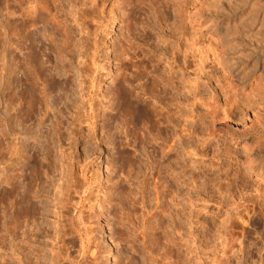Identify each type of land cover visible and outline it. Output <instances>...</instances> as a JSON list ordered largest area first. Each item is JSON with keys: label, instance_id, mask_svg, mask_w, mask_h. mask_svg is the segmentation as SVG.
I'll list each match as a JSON object with an SVG mask.
<instances>
[{"label": "rangeland", "instance_id": "374dc122", "mask_svg": "<svg viewBox=\"0 0 264 264\" xmlns=\"http://www.w3.org/2000/svg\"><path fill=\"white\" fill-rule=\"evenodd\" d=\"M121 42L134 47L123 56L126 61L117 48ZM231 45L244 54L247 64L252 59L247 54L253 61L264 54V0H106L104 5L103 0H0V181L10 182L0 184V264H87L94 249L100 250L103 264L128 261L131 254L135 264H150L151 259L165 264L163 243L159 241L153 252L142 227L145 211L155 209L154 186H160V178L152 168L151 149L144 150L127 107L115 95L118 85L120 93L160 111V121L170 114L171 123L160 122L158 127L172 144L169 155L179 157L171 177L180 172L177 161L183 164L185 157L192 168L188 166L189 188L184 192L193 195L188 200L197 208L209 205L197 226L185 225L188 250L195 249L189 252L188 264H213L210 259L230 230L242 237L244 251H227L233 258L225 264H264V200L257 197L256 175H250L248 190L238 187V169L248 164V152L227 141L229 134H247L252 151L264 139L258 121L264 119V72L257 68L241 91H253L256 105L249 107L247 95L231 78L226 58ZM163 71L175 79L167 95L156 89ZM235 95L239 101L233 103ZM185 124L189 133L184 138ZM118 143L133 156V166H114ZM71 162L73 188L84 185L83 194L77 188L66 190L72 182ZM245 191L241 201L249 204L250 221L236 220L231 226L225 221L229 205ZM67 193L74 201L80 199L78 204L68 201ZM27 196L33 207L39 205L35 214L27 213V203L20 205ZM223 198L230 204H219ZM81 211L92 228V239L84 236L91 241L87 248L70 219ZM214 212L220 232L216 227L211 231L217 239L212 237L209 249L201 241L202 232ZM257 218L261 221L256 228L252 222ZM179 223L177 219L174 226ZM117 231L129 236V243L121 241ZM176 231L170 230L171 235H178ZM204 248L214 251H204L210 259L196 254ZM175 260L169 264H177Z\"/></svg>", "mask_w": 264, "mask_h": 264}, {"label": "bare ground", "instance_id": "6f19581e", "mask_svg": "<svg viewBox=\"0 0 264 264\" xmlns=\"http://www.w3.org/2000/svg\"><path fill=\"white\" fill-rule=\"evenodd\" d=\"M105 1L106 0H103V5H104V3H105ZM133 5H135V3L133 2H130V6H133ZM101 9L99 10V12H98V15H99V13H101ZM125 29L126 30H128V32H130V25L129 24H126L125 25ZM129 35V34H128ZM126 38V37H125ZM127 39V38H126ZM126 42H128V41H126ZM124 43V42H121L120 44H119V46L117 47L118 49H119V51H120V59H122V60H124V61H126V58L127 57H123V56H125V55H129L130 54V51L134 48L133 46H132V44L131 43ZM165 42V41H164ZM227 55H226V58H228V61L230 62V64H229V70L231 71V73L230 74H232V77L231 78H233V80H235V84H236V86L238 87V86H240V87H238V88H240L241 90H240V92L242 91V89H244V88H246L247 87V85L251 82V80H252V78H254V75H255V73H256V70H257V68L259 69V70H262L263 72H264V54L263 53H261L260 55H259V58H257V60L256 61H253V57L252 56H250V54H247L245 57L248 59V57L249 58H252V59H250V60H248L249 61V64H247V62L246 63H244V61L245 60H243L244 59V54H242V53H239V51L237 50V47H234L233 45H231V46H229V48H228V53H226ZM252 55V54H251ZM250 65H252V66H250ZM168 66V65H167ZM165 70H168V69H166L165 68ZM229 71V72H230ZM166 72V73H165ZM163 73H165L164 74V76L162 77V81H160L159 83H157V85H156V89H161V91H164L165 92V94L167 95L168 93H169V91H170V87L169 86H171V84H172V82L174 83V77H173V74H171L170 73V71L167 73V71H163ZM170 73V74H169ZM163 79H164V81H166V83H164V81H163ZM169 83H171V84H169ZM182 83V82H181ZM233 83H234V81H233ZM168 84V85H167ZM185 85V84H184ZM187 85V84H186ZM190 86V85H189ZM57 87V86H56ZM59 87V86H58ZM168 88H169V91H168ZM185 88V91H186V87H184ZM188 88V87H187ZM260 88H262V87H259V90H260V92H261V89ZM189 89V88H188ZM116 93H115V95L118 97V100L119 101H121V100H123V104H125V107H127V111H128V114H130V116H131V118H132V120H131V123L134 125V127H135V129H137L138 131H139V134L141 135V143L143 144L142 146L144 147V150H147V151H149L150 149V154H151V158H152V168L154 167V168H156V173L158 174V177L160 178V186L159 187H157L156 186V184H155V186H154V188L156 189L155 191H156V197H155V199H156V206H155V209H149V210H147V211H145L146 212V214H144L145 216L143 217V221H144V225L142 226L143 227V229H144V234H146V236L148 237V241H149V245H150V248L152 249V251L154 250V247L159 243V241L161 242V243H163V245H164V252H163V256H161L162 257V259L164 260L163 262L165 263V264H169V262L171 263V258H173L174 260L176 259L177 261H178V263L179 264H188V263H190L189 261H190V258L191 257H189V252L191 251V250H188V247H189V249H190V246H189V244H188V240H189V238L187 239V236H188V232H186L185 230V228H186V223L187 222H189L190 223V226L191 227H193V226H197V224H199L200 223V219H199V217L202 215V212H204L203 210H205L206 208H207V206L209 207V205H203V207L202 208H197L196 207V204L194 203L193 204V202H190L189 200L192 198V196H187V193L186 192H184L185 191V189H186V187H187V185H188V182L190 181L188 178V172H190V171H188L189 169H188V166L190 165H188V164H186V162H185V157H183L182 158V161H183V164L181 163L180 164V162L179 161H177L178 163H179V165H177V166H179L180 167V169L181 170H179L180 172H178L177 171V173H178V176H176V174L177 173H175V177H174V179H172V172L174 171L175 172V168L176 167H174L173 165H174V160H176V158L179 160V157H176V158H174L173 159V157L174 156H171V155H169V151H171L170 149H172V144L170 143L169 144V140H167V139H169V138H166L167 137V133L165 134L166 136H164V133L162 134V132L164 131L163 129V131H161V129L158 127V124H160V122H162V123H165V121L167 122L168 121V124L169 123H171V122H169L170 121V114L168 115L167 114V116L166 115H164V113H163V115L164 116H166L165 117V120H162V121H160L161 120V118H159L160 116L159 115H162V114H159L160 113V111H154L153 109H151L150 110V107L148 106V108H147V106H145L144 104L143 105H140V103L139 102H137V101H134L132 98H131V96H127L126 94H124V93H120V90H121V86H117L116 87ZM190 90V89H189ZM237 90V89H236ZM145 91V90H144ZM159 92H160V90H158ZM262 91L264 92V87H263V89H262ZM154 92V91H153ZM180 92H181V89H180ZM189 92V91H188ZM242 92H244V91H242ZM242 92H241V94H242ZM253 91L251 90V92L250 93H246V94H242V95H247L246 96V98H244V99H246L247 101L245 102V104L247 105V106H249L250 107V105L249 104H251V103H253V102H255V101H253V99H254V97L252 98V96L253 95H250V94H254V93H252ZM254 92H255V90H254ZM262 92V93H263ZM236 93H237V91H236ZM262 93H261V95H262ZM146 94V93H145ZM151 95L150 96H152L153 95V93L151 92L150 93ZM171 94V93H170ZM237 95H238V93H237ZM260 95V94H259ZM260 95V96H261ZM149 96V95H148ZM156 96V95H155ZM186 96V95H185ZM196 96V95H195ZM259 96V97H260ZM239 95H238V99H239ZM243 97H245V96H243ZM258 97V96H257ZM235 100L233 99H231L232 101H233V103L234 102H238L239 100L237 99V97H236V95H235ZM256 98V97H255ZM186 99V98H185ZM243 99V98H242ZM258 99V98H257ZM260 99L262 100V97H260ZM157 100V99H156ZM243 101V100H242ZM253 101V102H252ZM257 101V100H256ZM264 101V100H263ZM144 103V102H143ZM232 103V105H234ZM243 103V102H242ZM262 103V102H261ZM168 104V103H167ZM166 104V105H167ZM231 104V103H230ZM244 104V103H243ZM255 103H253V105H254ZM169 105V104H168ZM168 105L166 106V107H168ZM232 105H230V106H232ZM245 105V106H246ZM256 105V104H255ZM261 105H263V104H261ZM123 106V105H122ZM260 106V105H259ZM215 107V106H214ZM233 107V106H232ZM238 107V106H237ZM241 107V106H240ZM252 107V106H251ZM264 107V106H263ZM120 108H122V107H120ZM231 108V107H230ZM167 109V108H166ZM254 109V108H253ZM122 110H124L123 108H122ZM150 110V111H149ZM229 110H231V109H229ZM264 110V109H263ZM154 111V112H153ZM168 111V110H167ZM184 111V110H183ZM232 111V110H231ZM241 111V110H240ZM164 112V111H163ZM169 112V111H168ZM161 113H162V111H161ZM177 113V112H176ZM182 113V112H181ZM227 113V112H226ZM264 114V113H263ZM262 114V115H263ZM184 115V117L186 116L185 114H183ZM243 115V114H242ZM229 116V115H228ZM245 116V115H244ZM156 117H158L159 119L157 120L156 119ZM162 118H163V116H162ZM259 120L258 121H260L261 123H262V126H260L261 128H262V130H264V119H263V116H262V119H261V117H259L258 118ZM256 120V119H255ZM254 120V121H255ZM256 122V121H255ZM187 123V122H186ZM261 123H258V124H261ZM142 124H145V126H143ZM255 123H253V127H256L255 125H254ZM139 125H141L140 127H138ZM166 126V125H165ZM168 126V125H167ZM187 125L185 124L183 127H182V131L183 132H185V133H183L184 135H183V137L184 136H187L186 135V133H189L188 132V128L186 127ZM161 127H162V124H161ZM164 127V126H163ZM253 127H251V128H253ZM258 127V126H257ZM168 128V127H167ZM186 128H187V130H186ZM166 129V128H165ZM255 129V128H254ZM253 129V130H254ZM259 129V128H258ZM257 129V130H258ZM168 130H169V128H168ZM257 130H256V132H257ZM261 130V131H262ZM166 131H167V129H166ZM252 131V130H251ZM235 132V131H234ZM169 133H172V132H169ZM264 133V131L262 132V134ZM169 135V134H168ZM172 135V134H171ZM174 135V134H173ZM172 135V136H173ZM178 136V135H177ZM229 136V138L230 139H228L227 141L228 142H235V144L236 145H234V147L235 148H246L245 150H244V153H245V151H246V153L248 152V164L247 165H244L242 168H239L238 169V171L239 172H241V177H240V173L238 174L239 175V178H240V183L239 184H237L238 185V187H240L241 188V190H246L249 186H251V182H250V180L251 181H253L252 180V178H251V174L253 175H256V178H255V182L256 183H258L257 185V187L255 186V190L257 191V197L259 198L260 197V199L261 200H264V192L263 191H260V188H261V186L263 185V182H264V139H259L260 141H262V142H260L259 141V143H261L257 148H256V150H253L252 149V151H250L251 150V144L249 143L250 141L248 140V137H247V134H229L228 135ZM264 137V136H263ZM158 138H162V142L161 143H159V142H157V140H158ZM170 138H172V137H170ZM185 138V137H184ZM183 138V139H184ZM180 139V138H179ZM181 142V141H180ZM174 143V142H173ZM179 144V143H178ZM182 145V144H181ZM184 145H185V143H184ZM187 145V144H186ZM185 145V146H186ZM189 145V144H188ZM123 146V147H122ZM175 146V145H174ZM184 146V147H185ZM142 147V148H143ZM126 148V147H125ZM124 148V145H122V143H118L117 145H116V149H117V153H118V157H117V162H115L114 163V166H116V164L117 165H131V166H133L134 165V162H135V160H134V158H133V156L129 153V152H127L126 151V149ZM190 148V147H189ZM180 149V148H179ZM184 149H186V148H184ZM188 149V148H187ZM181 150V149H180ZM191 150V149H190ZM193 150V149H192ZM249 150V151H248ZM185 152V151H184ZM194 152V151H193ZM174 153V152H173ZM234 153H238L236 150L234 151ZM244 153H242V154H244ZM195 154V153H194ZM159 155H161V158L160 159H158L157 157L159 156ZM189 155V154H188ZM193 155V154H192ZM178 156V155H177ZM190 156V155H189ZM194 156V155H193ZM45 159H48V154H46L45 156ZM182 157V156H181ZM180 157V158H181ZM236 157H237V155H236ZM157 159V160H156ZM49 160V159H48ZM259 160V161H258ZM72 164H71V169H70V173H71V175H72V177L71 178H69V179H72L71 181L72 182H70L69 181V183H71V184H69V187H66V190L68 189V193H69V191H74L73 189H76L77 188V191L81 194H83V193H85L86 192V189L85 188H83L84 187V185H79L78 187H76V188H73V184H74V174H75V171H74V163L73 162H71ZM154 163H156V165L154 166ZM241 164V163H240ZM70 165V164H69ZM151 166V165H150ZM162 166H163V168H162ZM189 167H191L192 168V166L190 165ZM195 167V166H194ZM193 167V168H194ZM46 173V172H45ZM69 173V174H70ZM87 174V173H86ZM155 174V173H154ZM195 178V177H194ZM68 179V180H69ZM189 181H188V180ZM191 179V178H190ZM238 179V178H237ZM5 179H2L1 181H0V184H2V183H4V182H7L8 184H10V182L8 181V179H6L5 181H4ZM195 180V179H194ZM173 181L174 182H177V188H176V183H173ZM118 182V185H119V181H117ZM203 182H205V181H203ZM146 183V182H145ZM148 183V182H147ZM68 184H67V186H68ZM83 184V183H82ZM150 184V183H149ZM205 184V183H204ZM255 184V183H254ZM254 184H252L253 185V187H254ZM75 185V184H74ZM151 185V184H150ZM158 185V184H157ZM199 185V184H198ZM202 185H203V183H202ZM201 185V186H202ZM77 186V185H76ZM142 186V185H141ZM189 186V185H188ZM221 186H223L222 184L220 185V187ZM152 187H153V185H152ZM151 187V188H152ZM252 187V186H251ZM189 187H187V189H188ZM222 188V187H221ZM178 190V191H177ZM248 190V189H247ZM76 191V192H77ZM187 191H190V190H187ZM6 192V191H5ZM63 192H65V190L63 191ZM75 192V191H74ZM67 193V196L68 197H66L67 198V200L68 201H72L74 204H78V201L80 200H72V198H71V196L69 195ZM176 193H177V195L179 196H177L176 195ZM9 194H10V192H9ZM9 194H4L5 195V197L6 198H9ZM66 194V192L64 193V195ZM189 194H190V192H189ZM223 195L225 194L224 192L222 193ZM245 194H247V191H245L244 193H242L241 195H240V199L237 201V202H234V203H232V204H230V203H228V200L226 201V202H224V198H223V200H221V201H219V204H221V205H223L224 203H226L227 205H229V209L230 210H228V212H227V220H225V221H230L231 223V226H234V222L236 221V222H238L239 220H241L242 221V223H247V222H249L250 220V210H249V204L248 203H245V201L244 202H242L241 200L242 199H245V197H244V195ZM28 195V194H27ZM63 195V196H64ZM182 195V196H181ZM66 196V195H65ZM64 196V197H65ZM175 196H177L178 198H179V201L176 203L174 200H175ZM235 196V195H234ZM70 197V198H69ZM81 197V196H80ZM79 197V198H80ZM144 197V196H143ZM190 198V199H189ZM201 198V197H200ZM230 198V197H229ZM153 197L151 198V201L150 202H154V200H155ZM189 199V200H188ZM232 199H234V198H232ZM205 200V199H204ZM208 200V199H207ZM209 200H211V199H209ZM112 201V200H111ZM189 201V202H188ZM232 201V200H231ZM255 201H259V199H255ZM140 202V200L138 199V197L136 196V194H135V196L133 197V203L134 204H137V203H139ZM233 202V201H232ZM19 203V202H18ZM24 203H27V213L28 212H30L31 211V213L33 212L34 214L36 213V211L39 209V207H38V209H37V206H39V205H37V206H35L34 205V207L30 204V201H29V199H28V196H27V202H26V199L25 200H20V205L22 206ZM141 203L143 204V206L146 208V206H147V204H146V201L145 200H143V201H141ZM44 204V203H43ZM19 205V206H20ZM30 205H31V208H30ZM192 207V209H190V210H188V208H190V206ZM175 206H177V207H175ZM194 206V207H193ZM226 206V205H225ZM33 207V208H32ZM228 208V207H227ZM40 211V210H39ZM74 211V210H73ZM77 211V210H76ZM202 211V212H201ZM206 211V210H205ZM213 211V210H212ZM216 212H214L213 214V216L212 217H210V219L212 218V223H210V222H207V221H205V217H204V221H205V225L207 224V226L205 227V232H202V233H204L203 234V240H201V241H204V244H205V246L207 247H209L210 245H212V244H210L211 243V241H213V240H215V239H217V238H215V236L213 237V238H215V239H212V237H211V234L213 233V232H211L212 230H213V228L214 227H216V226H218V225H216V223L218 222V221H216L217 219V216L215 217V214ZM218 213V212H217ZM223 213V212H222ZM174 214H176L177 215V217L178 218H176V215L174 216ZM204 215V214H203ZM218 215V214H217ZM219 215H221V213L219 214ZM262 215L264 216V213H262ZM28 216V215H27ZM74 216V215H73ZM245 216H247V217H249L248 218V220H246L245 219ZM191 217H193V218H191ZM201 218V217H200ZM207 218V217H206ZM70 219H71V221H72V223H71V225L73 224L74 226H77V228L79 227V230L78 231H80L81 232V237H82V241H81V245H83V248H87L86 247V244H87V242H91V241H87V239L88 240H90V238L92 237L91 236V233H92V228L91 227H89V225H88V223H87V219H86V217L84 216V214H83V212L81 211L78 215H77V217H70ZM177 219H179V221H180V225L178 226H174V224H175V222H176V220ZM222 222H224L223 220H221ZM260 221H261V219H255V220H253V224H254V226L257 228L258 226H259V224H260ZM218 224V223H217ZM251 224V223H250ZM176 225V224H175ZM216 225V226H215ZM223 225H224V223H223ZM178 228V231H176V233L178 232L179 234L177 235H171V233H170V230H176V228ZM190 227V228H191ZM218 227H220V226H218ZM76 228V227H75ZM188 228H189V226H188ZM217 228V227H216ZM222 228V227H221ZM220 228V229H221ZM215 229V228H214ZM218 229V228H217ZM42 230V229H41ZM40 230V231H41ZM188 230V229H187ZM229 230V229H228ZM77 231V232H78ZM189 231H191L190 229H189ZM203 231V230H202ZM216 231V230H215ZM214 231V232H215ZM218 231H219V229H218ZM118 232V234L120 235V237H121V241L122 240H126V242H128L129 243V236H124V235H122V233L121 232H119V231H117ZM116 232V233H117ZM220 232V231H219ZM229 232V231H228ZM217 233V232H216ZM216 233H214V235L216 234ZM222 233V232H221ZM227 233V232H226ZM237 234V232H235V231H233V230H230V232H229V235L230 236H226V238L224 237V243H222L221 245H222V248H220L221 249V251H220V249L218 250L217 248V250H215V248H214V250L216 251V252H214L213 250V252H214V258L212 257L211 259H210V257H208V256H210V255H205V252L204 251H207L206 249H208V248H204L203 250H201L200 251V253L201 254H198L197 252H196V254L197 255H199L200 256V259L202 258V259H206L207 260V258L208 259H210V260H212L211 262H213V264H225L226 262H229V261H231L232 260V258H233V254L230 256V255H227V251H229V250H235V248H237L238 247V249L239 250H236V251H239V252H242L243 253V251H244V246H243V248H242V245H243V242L244 241H242L241 240V238L242 237H239L238 235H236ZM187 235V236H186ZM191 235V234H190ZM213 235V234H212ZM219 235H220V233H219ZM245 236H248V235H246V233L244 234ZM84 236L87 238H84ZM91 236V237H90ZM221 236H224L223 234L221 235ZM119 237V236H118ZM216 237H217V235H216ZM219 238V237H218ZM92 239V238H91ZM202 239V238H201ZM187 240V241H186ZM190 242V241H189ZM223 242V241H222ZM213 243V242H212ZM217 242H215L214 243V245L216 244ZM203 244V245H204ZM97 245V244H96ZM134 245V244H133ZM201 245V244H200ZM203 245H201V246H203ZM250 245H255V246H257V242H255V241H251L250 242ZM99 245H97V247H98ZM204 246V247H205ZM213 246V245H212ZM211 247V246H210ZM210 247H209V249H210ZM98 248H100V246L98 247ZM184 248H186V249H184ZM219 248V247H218ZM258 248V247H257ZM212 249H213V247H212ZM185 250V251H184ZM192 252H190V253H193L194 252V250L195 249H193L192 248ZM37 251V250H36ZM84 251H85V249H84ZM151 251V250H150ZM208 251H210V252H212L211 250H208ZM207 251V252H208ZM236 251H234L233 253H234V255L235 256H237L236 254H237V252ZM258 251L260 252V248H258ZM39 252V251H38ZM154 252V251H153ZM206 252V253H207ZM209 252V253H210ZM212 252V253H213ZM219 252H221V253H219ZM37 253V252H36ZM41 253V252H40ZM219 253V254H218ZM241 253V254H242ZM248 253H251L250 251L248 252ZM38 254V253H37ZM42 256V255H41ZM151 256V255H150ZM249 256V255H248ZM127 257V259H128V261H121L120 260V258L118 259V261H117V264H135L134 263V256L131 254L130 256L129 255H127L126 256ZM152 258H153V256H151ZM155 257V256H154ZM245 258H247L246 256H244ZM156 258V257H155ZM42 259V258H41ZM100 259V250L99 249H97L96 251H95V249H94V251H92V254H91V256L89 257V259H87L88 260V263L87 264H103V260L101 261V259ZM166 259H169V261L167 262V261H165ZM204 259V260H205ZM237 259H239V261H240V258H237ZM151 260H153L154 261V259H151ZM175 260V261H176ZM241 260H242V257H241ZM153 261L150 263V264H155V263H153ZM238 261V262H239ZM177 263V264H178ZM240 264V263H239ZM242 264V263H241Z\"/></svg>", "mask_w": 264, "mask_h": 264}]
</instances>
